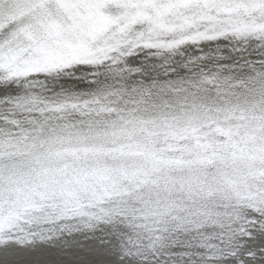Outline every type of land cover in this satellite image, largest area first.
I'll return each mask as SVG.
<instances>
[{"label":"snow or ice","instance_id":"6c2138e0","mask_svg":"<svg viewBox=\"0 0 264 264\" xmlns=\"http://www.w3.org/2000/svg\"><path fill=\"white\" fill-rule=\"evenodd\" d=\"M0 264H264V0H0Z\"/></svg>","mask_w":264,"mask_h":264}]
</instances>
